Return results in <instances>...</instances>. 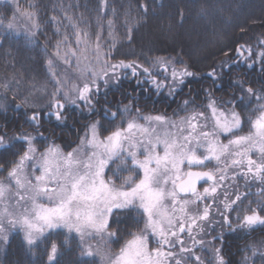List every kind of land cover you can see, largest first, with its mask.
I'll return each mask as SVG.
<instances>
[{
  "label": "snow or ice",
  "instance_id": "1",
  "mask_svg": "<svg viewBox=\"0 0 264 264\" xmlns=\"http://www.w3.org/2000/svg\"><path fill=\"white\" fill-rule=\"evenodd\" d=\"M15 7L19 11V5ZM141 7L147 12L146 5ZM23 15L31 21L25 35L35 36L39 28L35 12ZM52 19L56 21V17ZM16 20V15L0 18V28L16 31ZM108 25L111 35L113 21L109 20ZM73 28L76 47L65 35L57 43L54 55L74 69L75 76H58L54 61L49 59L54 90L47 108L37 110V105L27 97L16 105L34 109L29 121L36 135L23 133L13 137L26 148L7 169L0 168V246L6 245L10 232L18 229L32 250L48 238V233L63 229L79 238L81 257L93 258L86 264H97L96 258L100 264H204L196 249L206 243L214 250L215 264H227L220 248L204 240L203 235L208 233L202 222L210 228L219 224L221 228L248 232L264 227V187L257 193L260 199L255 201V207L251 206L252 201L243 207L247 192L238 188L229 191L237 175L244 177L246 183L250 178L264 185V93L240 85L247 97L257 102L247 116V133H242L245 117L235 104L229 101L227 110L218 107L209 92L210 115L189 111L187 99L182 104L186 115L178 119L163 114L144 115L130 102L116 111L104 109V117L113 125L107 135H101L104 126L100 120H92L71 151L65 152L55 143L40 150L35 142L38 138L47 139L39 131L42 112L59 123L67 118L66 105L84 108L91 116L96 112L95 100L101 87L106 89L110 83H119V70H130L136 77L143 74L157 93L167 90L170 96L186 78L195 75L182 61L178 68L173 59L166 57H156L148 66L124 60L111 63L110 52L101 49L99 35L90 42L87 31L75 24ZM128 31L131 39V28ZM61 43L67 47L63 54ZM260 43L264 44V40ZM236 52L246 61L253 56L252 49L245 45H240ZM69 56L75 58V63ZM257 59L264 63V50L246 66L251 68ZM225 66H230L228 61L222 62L220 70ZM154 70L163 73L164 79L158 78ZM208 76L214 81L218 79L217 69ZM0 87L7 90L8 84ZM239 99L243 105L245 96ZM4 108L5 102H0V109ZM6 139L5 134H0V149L10 147ZM229 169L235 171L230 173ZM106 170L111 172L110 176L105 175ZM126 211L130 215L134 212L139 218H134L135 224L142 227L130 232L119 250L113 252L110 242L116 241L117 233L110 228V218ZM232 212L237 213L235 228ZM213 214L221 219L215 220ZM185 235L190 243L185 242ZM91 240L98 243L94 246ZM64 243H68L67 239ZM245 251L249 254L242 264H254L253 257L257 255L264 264V241ZM58 254L59 246L52 240L47 249V264H58Z\"/></svg>",
  "mask_w": 264,
  "mask_h": 264
},
{
  "label": "trees",
  "instance_id": "2",
  "mask_svg": "<svg viewBox=\"0 0 264 264\" xmlns=\"http://www.w3.org/2000/svg\"><path fill=\"white\" fill-rule=\"evenodd\" d=\"M17 1L20 11L35 12L39 28L33 38L17 36L13 31L0 28V85L8 84L7 90L0 87V102H5V108L0 109V134L6 135V143L10 145L7 149H0V168L9 167L24 151V143L13 137L23 133L36 135L29 121L34 109L23 104L16 107L24 96L11 99L13 88L9 87V82L22 77L32 91L45 89L37 110L46 109L54 90L48 60L55 56L56 45L63 41L65 35L71 46L76 47L73 24L89 33L90 42L96 35L100 36L101 49L105 53L110 52L111 63L124 60L148 66L156 57H166L173 59L178 68L182 61L195 75L186 78L179 90L170 96L167 90L157 93L143 74L136 77L129 70L121 71L119 83L108 85L106 89L101 87L96 97L99 102L95 100L96 112L91 116L84 108L66 105L67 118L59 123L42 112L39 131L47 139L38 138L35 142L40 150L49 143H55L68 151L72 146L70 142L75 143L92 120H100L104 126L101 135H107L113 125L104 117L105 108L116 111L131 102L133 108L139 107L144 115L163 112L165 116L178 119L186 115L182 111L184 100L190 101L189 111H202L210 92L213 98H219L221 108L228 109L229 101L235 104L246 122L255 99H249L240 85L264 93V63L257 59L251 68L246 66L259 51L264 50V44L260 43L264 40V0ZM142 5L147 6V12L143 11ZM13 15L15 8L11 4L0 3V18L10 19ZM52 17H56V21ZM109 20L113 21L111 35ZM240 45L252 49L253 56L249 60L238 57L236 49ZM60 50L62 54L67 51L64 43L60 44ZM224 61H228L230 66L221 71L219 66ZM213 69L218 72L215 81L208 76ZM154 74L164 79L163 73L154 70ZM129 94L135 99L131 100ZM241 95L249 99L244 100L242 107L238 106ZM152 105L157 107L155 113L150 111ZM134 218L139 219L134 212L130 215L127 211L112 216L110 228L117 233L116 241L110 242L113 252L119 250L130 232L142 226L136 225ZM66 239L67 244L64 243ZM52 240L59 246L58 264H86L93 259L81 257L77 238L66 232L49 233L48 238L32 250H29L22 234L17 233L8 239L0 255V264H47V249ZM227 262L235 264V259L231 257ZM97 264H100L98 260Z\"/></svg>",
  "mask_w": 264,
  "mask_h": 264
},
{
  "label": "flooded vegetation",
  "instance_id": "3",
  "mask_svg": "<svg viewBox=\"0 0 264 264\" xmlns=\"http://www.w3.org/2000/svg\"><path fill=\"white\" fill-rule=\"evenodd\" d=\"M129 96L131 95L129 94ZM133 99L135 98L131 96V100ZM214 99L217 101V106L221 107L219 98ZM98 102L99 98L96 99V103ZM240 102L241 101L239 100L238 106L242 104ZM150 111L151 113H155L154 105H152ZM248 129L249 126L247 125V122H245V125L242 128V133H247ZM262 187H264V185H261L259 182L256 181H252L250 178L247 180L246 183L244 177L237 175L236 183L235 185H233V189H230L229 191H233L238 188L241 192H247V195L244 197L245 203L243 204V207H248L247 201H252L253 203L251 206L255 207V201L260 199V196L257 195V193ZM215 207L216 205H213V208ZM220 207H222V205H220ZM236 215V212L230 213L234 228L236 223ZM213 218L217 221L221 219L219 216H215ZM204 224L205 230L208 233L207 235H203L204 240L206 242L212 241L215 247L220 248L221 255L224 256L226 262L227 260H229V258L233 257L235 259V264H242L244 257L249 254L245 250L252 244H259L264 241V227L261 226H258L255 230L248 232L246 230H241L238 228L235 230H231L227 226L221 228L219 224H216L214 227L210 228L207 226L206 222ZM204 248H206V250L202 253L204 264H212V262L210 261V257L214 256V250L207 243L204 245ZM253 260L254 264H262V259L259 255L253 257ZM227 263L229 264V262Z\"/></svg>",
  "mask_w": 264,
  "mask_h": 264
},
{
  "label": "rangeland",
  "instance_id": "4",
  "mask_svg": "<svg viewBox=\"0 0 264 264\" xmlns=\"http://www.w3.org/2000/svg\"><path fill=\"white\" fill-rule=\"evenodd\" d=\"M0 3H9V4H11L14 8H15V15L17 16V20H16V31H13V33L14 34H16L17 36H24V37H29V36H26L25 35V32L27 31V29L30 27V24H31V21H28L27 19H26V17L23 15L24 13H26V12H24V11H17L16 10V7H15V4H18V1L17 0H15V4L13 3V0H0ZM37 31V30H36ZM34 36H32V37H29V38H33ZM82 47V46H81ZM77 51H79V49H77ZM88 55H89V59H91V47H89V52H88ZM69 59L70 60H72L73 61V63H75V58L74 57H72V56H69ZM52 60L54 61V64H55V71H56V73H57V75L58 76H63V75H65V74H67L68 76H70V77H73V76H75V71H74V69H69L68 68V66L67 65H65V64H63V62L59 59V58H57L56 56H54L53 58H52ZM93 63H94V61H93ZM19 66H23V65H19ZM49 67V66H48ZM120 71V74L122 73L121 71H124V70H119ZM130 71V70H129ZM48 72H49V70H48ZM51 79H52V77H51ZM113 85L114 83H110L109 85ZM9 87L10 88H13V92H12V94L9 96L11 99H12V97L13 96H16V98H17V96H24V98L25 97H27L28 98V100L31 102V103H33V104H35V105H39L40 104V102L42 101V98L45 96V91H38V92H36V91H32V89H29L30 87H29V85H28V82L25 80V79H23L22 77H17V78H14L12 81H10L9 82ZM245 100H249V99H246L245 98ZM254 102L253 103H251V105H253L254 106V108H256L257 107V102L255 101V100H253ZM206 102H208V101H206ZM248 101H246V103H247ZM250 104V103H249ZM249 104H247V105H249ZM68 106H71V105H68ZM71 107H75V106H71ZM202 107V106H201ZM225 110H227V109H225ZM203 112H205V114L206 115H210V113L208 112V109H207V104H206V106H205V109L204 110H202ZM159 114H163V112H161V113H159ZM148 115V114H147ZM153 115V114H152ZM163 115H165V114H163ZM249 130V129H248ZM247 130V131H248ZM83 135V134H82ZM82 135H80V137H79V141H80V138H81V136ZM221 139L222 140H224V142H227V140H226V138L225 137H221ZM72 143H74V142H72ZM72 143L70 142V144L72 145ZM78 144H79V142H78ZM78 144H76L75 146H71V148L68 150V151H71L73 148H75ZM25 148H26V145H25V147H24V150H25ZM62 148V147H61ZM65 151V150H64ZM65 152H67V151H65ZM14 162V161H13ZM12 162V163H13ZM111 167V166H110ZM1 168H3V167H1ZM8 167H5V168H3V169H7ZM235 170L234 169H229V172L231 173V172H234ZM108 172V173H107ZM107 174V175H106ZM105 175L106 176H110L111 175V172L110 171H107L106 170V173H105ZM113 179H116V177H113ZM119 183H120V181L119 180H117V184L119 185ZM230 183V182H229ZM115 215V213L113 214V216ZM216 215L215 214H213V217H215ZM212 217V218H213ZM218 217V216H217ZM112 218V217H111ZM111 218H110V220H111ZM202 223H205V222H202ZM142 227V226H141ZM57 231H63V232H66L65 230H63V229H60V230H56L55 232H57ZM17 233H21L22 234V236H23V239H24V234H23V232L22 231H20V230H13V231H11L10 232V234H9V238H10V236H12L13 234H17ZM50 233H52V232H50ZM67 233V232H66ZM49 234V233H48ZM67 234H69V233H67ZM194 234H195V230H194ZM70 235H73V236H75L76 238H77V240H78V242H79V244H80V240H79V238L76 236V234L75 233H72V234H70ZM8 238V239H9ZM185 242L186 243H190V239L185 235ZM201 237L200 236H197V239H200ZM91 243L95 246L97 243H98V241L97 240H91ZM5 246L6 245H3V246H0V255L3 253V251H4V248H5ZM206 250V248H204V246H203V248H201V247H197V249H196V251H197V254L198 255H200L201 257H202V253L204 252ZM118 251V250H117ZM116 251V252H117ZM97 260H98V262L100 263V261H99V259L98 258H96ZM202 259H203V257H202ZM210 261L212 262V264H215V261H214V256H212V257H210Z\"/></svg>",
  "mask_w": 264,
  "mask_h": 264
},
{
  "label": "bare ground",
  "instance_id": "5",
  "mask_svg": "<svg viewBox=\"0 0 264 264\" xmlns=\"http://www.w3.org/2000/svg\"><path fill=\"white\" fill-rule=\"evenodd\" d=\"M155 107V110H157V107L156 106H154ZM241 107H242V105H241ZM152 108V107H151ZM150 108V109H151ZM253 108V107H252ZM158 111V110H157ZM16 125H17V122H16ZM65 134L69 137L70 136V134H69V132H65ZM79 139V138H78ZM77 139V141L74 143V144H72L73 146H75L76 144H78V142H79V140ZM53 139H51V141H52ZM23 147H25V144H24V146Z\"/></svg>",
  "mask_w": 264,
  "mask_h": 264
},
{
  "label": "water",
  "instance_id": "6",
  "mask_svg": "<svg viewBox=\"0 0 264 264\" xmlns=\"http://www.w3.org/2000/svg\"><path fill=\"white\" fill-rule=\"evenodd\" d=\"M202 183V182H201Z\"/></svg>",
  "mask_w": 264,
  "mask_h": 264
}]
</instances>
